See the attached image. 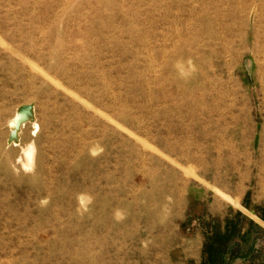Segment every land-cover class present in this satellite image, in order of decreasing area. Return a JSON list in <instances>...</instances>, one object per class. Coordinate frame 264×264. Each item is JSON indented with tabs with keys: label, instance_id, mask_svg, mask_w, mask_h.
<instances>
[{
	"label": "rangeland",
	"instance_id": "1",
	"mask_svg": "<svg viewBox=\"0 0 264 264\" xmlns=\"http://www.w3.org/2000/svg\"><path fill=\"white\" fill-rule=\"evenodd\" d=\"M0 264H264V0H0Z\"/></svg>",
	"mask_w": 264,
	"mask_h": 264
},
{
	"label": "bare ground",
	"instance_id": "2",
	"mask_svg": "<svg viewBox=\"0 0 264 264\" xmlns=\"http://www.w3.org/2000/svg\"><path fill=\"white\" fill-rule=\"evenodd\" d=\"M240 6H242V5H240ZM256 6V5H255ZM254 6V7H255ZM257 10V9H256ZM244 16V15H243ZM253 35H254V37H256V34H254L253 33ZM212 37H213V35H212ZM216 38V37H215ZM225 51L227 50V46H224V47H222ZM31 65V64H30ZM33 65V64H32ZM33 67V66H32ZM74 96V95H73ZM147 144V143H146ZM144 147H145V145H144Z\"/></svg>",
	"mask_w": 264,
	"mask_h": 264
}]
</instances>
